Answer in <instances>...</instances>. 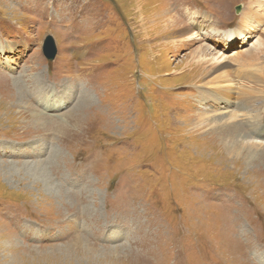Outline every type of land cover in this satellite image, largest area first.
<instances>
[{
	"label": "rangeland",
	"instance_id": "1",
	"mask_svg": "<svg viewBox=\"0 0 264 264\" xmlns=\"http://www.w3.org/2000/svg\"><path fill=\"white\" fill-rule=\"evenodd\" d=\"M261 89L264 0H0V264H264Z\"/></svg>",
	"mask_w": 264,
	"mask_h": 264
},
{
	"label": "bare ground",
	"instance_id": "2",
	"mask_svg": "<svg viewBox=\"0 0 264 264\" xmlns=\"http://www.w3.org/2000/svg\"><path fill=\"white\" fill-rule=\"evenodd\" d=\"M165 13L167 14L166 10H161L158 12V17L155 18V20H157L156 21L157 23L155 25L158 24V25H160L161 28H163L164 26H166V27L170 26L171 28L177 26L179 21L176 18H174V20H172V21H170V20L173 18H171L170 20L167 19L168 22L164 21V16H166ZM195 20H197V19H195ZM185 40L181 39L178 41H173L171 43H173V47L176 48L179 44L185 43ZM198 52H199V50L196 53H193L192 55L189 56V58H190L189 62L192 63V65H191L192 70H194L195 73H202L206 70V76L210 77L209 78L210 80L206 77L209 81L205 82V84L208 88H210L211 91H213V93H214L213 96L214 95L220 96V95L225 94L229 98V94L233 91L232 87L234 85H236L237 80L234 79V77H231L230 73H227L224 76H221V75L216 76V74L221 73L220 70L223 69V67L225 68V66L227 64L222 62L224 60L218 56L217 57L212 56L209 58H205L206 56L201 57L202 55L198 54ZM210 61H211V65L214 64V66L208 67V63H210ZM191 66H190V68H191ZM238 82H241V81H238ZM237 85L244 87L243 84H241V83H238ZM260 93H264V90L261 89ZM14 96H15V98L21 97V96H23V92L20 91V92L14 93ZM36 115H38L37 112L35 113V116ZM37 121H38V125H36V128L41 130V128L39 127L40 126L39 124H40V122H42V120H37ZM25 123H27V122H25ZM32 125H33V123H32ZM221 126H220V130H221ZM250 155L251 156H249V157H251L253 161H256V160H259L258 157L260 155V152L258 150H254V151L250 152ZM211 241H212V239H211Z\"/></svg>",
	"mask_w": 264,
	"mask_h": 264
},
{
	"label": "water",
	"instance_id": "3",
	"mask_svg": "<svg viewBox=\"0 0 264 264\" xmlns=\"http://www.w3.org/2000/svg\"><path fill=\"white\" fill-rule=\"evenodd\" d=\"M43 54L46 59L53 60L56 55V45L52 36L48 35L43 42Z\"/></svg>",
	"mask_w": 264,
	"mask_h": 264
}]
</instances>
